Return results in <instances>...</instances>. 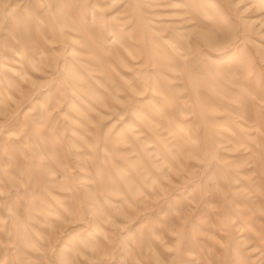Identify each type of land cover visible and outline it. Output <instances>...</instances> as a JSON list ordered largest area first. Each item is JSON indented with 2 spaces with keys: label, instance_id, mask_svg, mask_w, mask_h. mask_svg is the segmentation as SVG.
Wrapping results in <instances>:
<instances>
[{
  "label": "rangeland",
  "instance_id": "obj_1",
  "mask_svg": "<svg viewBox=\"0 0 264 264\" xmlns=\"http://www.w3.org/2000/svg\"><path fill=\"white\" fill-rule=\"evenodd\" d=\"M0 264H264V0H0Z\"/></svg>",
  "mask_w": 264,
  "mask_h": 264
}]
</instances>
